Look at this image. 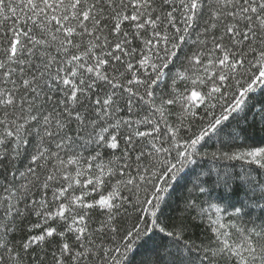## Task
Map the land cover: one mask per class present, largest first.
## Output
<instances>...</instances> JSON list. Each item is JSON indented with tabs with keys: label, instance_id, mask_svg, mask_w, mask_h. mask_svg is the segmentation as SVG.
Returning a JSON list of instances; mask_svg holds the SVG:
<instances>
[{
	"label": "snow or ice",
	"instance_id": "6c2138e0",
	"mask_svg": "<svg viewBox=\"0 0 264 264\" xmlns=\"http://www.w3.org/2000/svg\"><path fill=\"white\" fill-rule=\"evenodd\" d=\"M256 126L264 0H0V264H264Z\"/></svg>",
	"mask_w": 264,
	"mask_h": 264
},
{
	"label": "trees",
	"instance_id": "16d2710c",
	"mask_svg": "<svg viewBox=\"0 0 264 264\" xmlns=\"http://www.w3.org/2000/svg\"><path fill=\"white\" fill-rule=\"evenodd\" d=\"M243 126V125H242ZM247 127V126H244ZM238 134V128L235 124H233L231 126V128H225L224 131L221 133V135L227 139L228 135H236ZM247 134L249 137V143L252 142H259L261 140H264V130H261V126H256V127H252V128H247ZM238 143H243V137H241L238 141ZM215 147H218V144H216V137L214 136L211 140L208 141V144L205 146V148L203 149V151H206L208 153H211L215 150ZM228 162H215L212 161L211 159H207V160H202L199 161L200 166H203L205 168H212L215 167L217 165L219 166H224L225 164H227ZM235 163V168L237 171L240 170V164L238 162H234ZM260 179L264 180V175L259 177ZM182 194V190L181 189H177V192L175 193V198H178L180 195ZM224 192L222 189H216L215 192H213V194L207 198L208 203H206L204 205L205 208H208L209 211H212V209L209 207L210 204L213 203H218L219 200L218 198L223 196ZM221 206H223L221 204ZM260 215L259 209L256 210V214L253 218H256ZM257 223H259V219L256 220ZM191 234L193 235L194 238L199 237L200 239L203 238V233L201 232L200 229H192ZM197 242H199V240H197Z\"/></svg>",
	"mask_w": 264,
	"mask_h": 264
}]
</instances>
